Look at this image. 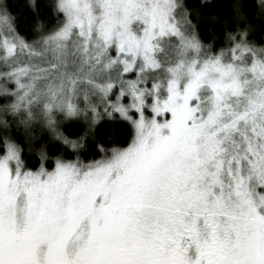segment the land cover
Returning a JSON list of instances; mask_svg holds the SVG:
<instances>
[{"label":"snow or ice","instance_id":"1","mask_svg":"<svg viewBox=\"0 0 264 264\" xmlns=\"http://www.w3.org/2000/svg\"><path fill=\"white\" fill-rule=\"evenodd\" d=\"M31 6L0 0V264H264V0Z\"/></svg>","mask_w":264,"mask_h":264},{"label":"trees","instance_id":"2","mask_svg":"<svg viewBox=\"0 0 264 264\" xmlns=\"http://www.w3.org/2000/svg\"><path fill=\"white\" fill-rule=\"evenodd\" d=\"M44 2L45 0H36V3L41 6L44 4ZM188 2L193 5H198L200 4L201 0H188ZM215 2H217V0H213V3ZM8 3L10 5L12 14L17 18V24L19 26V29L23 32L31 31L34 28L38 19L36 12H34L32 9L31 0H8ZM207 11L209 13L214 14L216 10L213 8H209L207 9ZM39 19L43 21L47 20V17L43 13V11H41ZM205 35L206 37H208V39H210V34L205 33ZM254 38L258 42L264 40V36H262L259 31L254 34ZM101 132L102 134H111L108 130V126H104L101 129Z\"/></svg>","mask_w":264,"mask_h":264}]
</instances>
